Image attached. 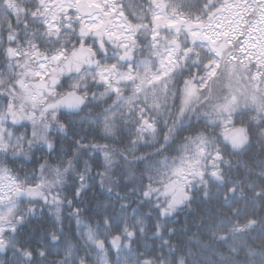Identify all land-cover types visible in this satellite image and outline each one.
I'll list each match as a JSON object with an SVG mask.
<instances>
[{"label": "snow or ice", "instance_id": "obj_1", "mask_svg": "<svg viewBox=\"0 0 264 264\" xmlns=\"http://www.w3.org/2000/svg\"><path fill=\"white\" fill-rule=\"evenodd\" d=\"M131 7L123 0H0V252H12L11 264H48L52 246H62L64 258L51 264H238L232 255L247 249L264 264V247L236 243L256 219L211 227L213 239L229 244V257L219 262L201 259L204 252L169 259L133 247L147 236L145 217L155 214L153 235L160 236L162 218L190 207L201 192L211 198L210 182H230L222 168L230 167L229 148L249 145L253 128L264 138V0H146ZM89 105L106 106L81 124L95 125L112 143L74 133V150L60 144L57 152L53 132L66 137L75 123L62 117ZM193 121L202 126L193 129ZM125 137L127 146H113ZM141 142L152 151L137 155ZM45 149L38 169L21 175L16 163ZM98 153L103 170L93 176ZM136 164L143 166L139 177ZM118 165L136 182L131 195L147 213L133 208L127 215L129 195L113 180ZM97 177L119 209L100 205L92 221L80 205ZM70 180L71 198L63 194ZM255 195L264 200V187ZM25 200L30 206L21 207ZM40 201L55 208L61 225L67 207L75 243L61 226L45 233L52 244L35 254L20 244Z\"/></svg>", "mask_w": 264, "mask_h": 264}, {"label": "trees", "instance_id": "obj_2", "mask_svg": "<svg viewBox=\"0 0 264 264\" xmlns=\"http://www.w3.org/2000/svg\"><path fill=\"white\" fill-rule=\"evenodd\" d=\"M231 2V0H230ZM125 5H131L132 7L127 11H133L138 5L145 4L146 0H123ZM127 14V12H126ZM131 18V17H130ZM3 61L0 60V64ZM237 87V85H233ZM102 91L103 89H99ZM179 101H177V104ZM101 105L100 107H105ZM100 107L96 105H89L84 109L81 115L62 117V119L71 120L75 123L69 126L68 135L65 137L61 133L53 132L52 138L57 140V152L60 151V144L63 145L65 152L69 154L74 150L75 145L73 140L77 137L74 133H78L80 136L87 135L89 140L95 139L98 143H109L111 140H105L100 138L99 132L95 130V125L88 123L81 124V121H87L94 118L100 111ZM201 125L195 124L193 121V129L201 127ZM162 127V126H161ZM83 129V130H82ZM166 131V129H162ZM257 129L253 128V134L251 136L250 146L242 152H234L230 148L227 150L225 159L230 162L228 165L222 166L223 170L227 173L226 179L230 181L227 185L222 184L219 181L210 182V193L211 198L205 197L201 192L195 197L190 207L184 208L183 211L174 213L173 215L162 218L161 223L164 227L161 229L160 236H154L153 225L156 222L155 214L153 213L152 219L145 217V222L148 227L146 238L140 239L136 244L133 245L137 248L140 253L151 254L152 256L161 255L167 256L169 259L173 257H180L186 255L191 250L193 252H204L201 259L209 261L219 262L222 257H229V244L221 242L218 238H212L211 227L215 225H221L225 228L232 227L237 221L244 223L247 219H256L257 224L253 228L248 229L245 233L240 234L236 243L247 245L250 248L259 251L264 247V200L258 198L255 193L259 192L264 187V177L261 173L264 172V138L257 135ZM189 134L187 131L184 135ZM128 138H124L123 144L113 145L114 147L123 148L127 146ZM152 148L141 142L137 146L136 154L149 153ZM174 154V153H173ZM47 158V150L43 153L36 152L33 160L18 161L15 167L23 175L24 172H31L33 168L38 169L37 161H40L41 156ZM53 156L56 153L52 154ZM131 159V156L129 157ZM104 163L103 154L98 153L92 161V175L95 176L97 171H102V165ZM136 171V177H139L143 166L136 164L133 165ZM112 171L115 173L113 180L119 178L120 184L117 191L123 196L129 195L130 207L128 208L127 215H132V209L138 208L140 212L147 213L149 211L148 206H144L139 203L140 198L136 195H131V189L136 185V182L132 179L131 175L124 174V167L118 165L114 167ZM90 183H92L90 181ZM147 183V180L144 181ZM72 182L69 181V186H66L63 190V194L69 198L72 197L74 192V186H71ZM233 186L237 187L236 193L233 195L228 192V189ZM254 189V190H253ZM229 196V200H225V196ZM100 205L108 206V210L111 212L114 209L118 211L119 204L114 194H109L106 190L101 189L99 185V177L96 178L92 188L87 191L83 196V203L80 205L83 210V217L92 221L99 219L97 215L98 211H102ZM27 200H25L21 207H27ZM36 212L28 217V223H26L20 230V234L17 239L20 244L29 250H33L34 254L40 250L42 245L52 244L50 237L46 236V232H51L57 228L63 227L67 237L73 243L76 242L74 239L76 233V225L74 220L69 221L67 219L68 209L66 206L61 209L62 225L56 219V210L54 207L45 205L43 201L34 205ZM239 209L240 216H234L233 210ZM132 221L129 220V223ZM162 237V238H161ZM167 242V243H165ZM211 243L212 247L206 248L205 246ZM231 243V242H229ZM51 254L47 257L48 264L53 261H60L64 258V252L61 249L58 251L55 246H52ZM247 249L240 252L239 254H233L232 259H235L238 264H247V261L252 260L255 264H259L260 257L246 255ZM83 253L81 252V255ZM95 253H93V256ZM112 255L114 256V250ZM12 252H0V264H11Z\"/></svg>", "mask_w": 264, "mask_h": 264}, {"label": "water", "instance_id": "obj_3", "mask_svg": "<svg viewBox=\"0 0 264 264\" xmlns=\"http://www.w3.org/2000/svg\"><path fill=\"white\" fill-rule=\"evenodd\" d=\"M84 111V110H83ZM82 111V112H83ZM82 112H80L79 113V115H81L82 114ZM79 115H76V116H79ZM250 144H251V142H250ZM250 144L249 145H247L245 148H243V149H240V150H236V151H234V152H237V153H239V152H242V151H244V150H246L249 146H250Z\"/></svg>", "mask_w": 264, "mask_h": 264}, {"label": "rangeland", "instance_id": "obj_4", "mask_svg": "<svg viewBox=\"0 0 264 264\" xmlns=\"http://www.w3.org/2000/svg\"><path fill=\"white\" fill-rule=\"evenodd\" d=\"M2 264V263H1Z\"/></svg>", "mask_w": 264, "mask_h": 264}]
</instances>
